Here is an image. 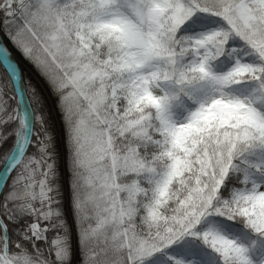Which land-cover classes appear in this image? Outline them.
I'll list each match as a JSON object with an SVG mask.
<instances>
[{"label": "snow or ice", "instance_id": "1", "mask_svg": "<svg viewBox=\"0 0 264 264\" xmlns=\"http://www.w3.org/2000/svg\"><path fill=\"white\" fill-rule=\"evenodd\" d=\"M0 264H264V0H0Z\"/></svg>", "mask_w": 264, "mask_h": 264}, {"label": "water", "instance_id": "2", "mask_svg": "<svg viewBox=\"0 0 264 264\" xmlns=\"http://www.w3.org/2000/svg\"><path fill=\"white\" fill-rule=\"evenodd\" d=\"M8 47H9L10 51L12 52L13 57L15 59L19 60V56L17 55V53H15V51L11 48L10 45H8ZM21 67L28 75H30L33 79H35L34 74L24 64L21 63Z\"/></svg>", "mask_w": 264, "mask_h": 264}, {"label": "trees", "instance_id": "3", "mask_svg": "<svg viewBox=\"0 0 264 264\" xmlns=\"http://www.w3.org/2000/svg\"><path fill=\"white\" fill-rule=\"evenodd\" d=\"M13 49V48H12ZM15 50V49H14ZM16 52V51H15ZM17 53V52H16ZM27 67H29L30 68V66H27ZM30 70H31V68H30ZM34 74V73H33ZM39 80V79H38ZM35 82V81H34ZM39 82H40V85L38 84V82H35L36 84H37V86L39 87V88H41V89H44V85H43V82L42 81H40L39 80Z\"/></svg>", "mask_w": 264, "mask_h": 264}, {"label": "rangeland", "instance_id": "4", "mask_svg": "<svg viewBox=\"0 0 264 264\" xmlns=\"http://www.w3.org/2000/svg\"><path fill=\"white\" fill-rule=\"evenodd\" d=\"M12 48V47H11ZM15 51V50H14ZM16 53V52H15ZM17 55L19 56V54L17 53ZM23 64V63H22ZM26 66V65H25ZM27 67V66H26ZM29 70H30V68L29 67H27ZM31 71V70H30ZM33 73V72H32ZM34 76H35V74H34ZM35 82H38V84L40 85V82H39V80H38V78L35 76V79H33Z\"/></svg>", "mask_w": 264, "mask_h": 264}]
</instances>
